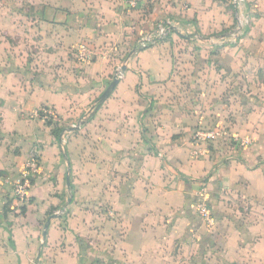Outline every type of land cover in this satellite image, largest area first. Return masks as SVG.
Masks as SVG:
<instances>
[{"label": "crops", "instance_id": "obj_1", "mask_svg": "<svg viewBox=\"0 0 264 264\" xmlns=\"http://www.w3.org/2000/svg\"><path fill=\"white\" fill-rule=\"evenodd\" d=\"M48 2L21 16L0 0V264H264V112L243 91L239 108L223 78L263 44L264 16L222 46L207 37L230 23L226 0ZM166 20L193 31L136 51ZM35 147L42 174L25 214L9 213L4 182ZM203 196L214 229L194 208Z\"/></svg>", "mask_w": 264, "mask_h": 264}, {"label": "built area", "instance_id": "obj_2", "mask_svg": "<svg viewBox=\"0 0 264 264\" xmlns=\"http://www.w3.org/2000/svg\"><path fill=\"white\" fill-rule=\"evenodd\" d=\"M247 1L248 0H234L237 12L236 24L230 31L217 38L220 45H237L243 40L246 35L247 28L251 23L250 12L254 10L252 7L250 9L247 8ZM182 28V22L180 21L166 20L160 22L153 30L141 34L138 39L136 51H142L154 47L160 42L166 40V38L173 33L174 30L181 32ZM88 51L89 47L85 44H82L78 48L77 55L81 62L89 60ZM33 116L35 118L43 119L46 122H50L54 117V113L48 108H42L41 110L36 111ZM218 136L219 131L217 130L209 132L198 131L196 134V137L199 140H202L205 144L215 141ZM41 174L42 155L40 149L35 147L30 152L25 168L21 173L20 178L15 182L13 188L14 196L19 202H21V204H29L31 200L30 192L33 186V181ZM194 208L202 222L209 229H214L217 224V218L212 207L208 204L207 198L205 196L199 198L195 203Z\"/></svg>", "mask_w": 264, "mask_h": 264}, {"label": "rangeland", "instance_id": "obj_3", "mask_svg": "<svg viewBox=\"0 0 264 264\" xmlns=\"http://www.w3.org/2000/svg\"><path fill=\"white\" fill-rule=\"evenodd\" d=\"M5 1H9V0H5ZM19 3H17V5H19V10H20V14L21 16H31L32 14L35 16H39V12L41 11V9L43 7H45V3L44 2H48V0H16ZM227 3L229 4V14H230V23L225 22L222 25V29L219 31V34L216 35H223L224 33L230 31L236 24V18H237V12H236V8H234V0H226ZM258 0H248L247 1V8L250 9L251 7L254 9L252 12H250V19H251V23L247 28L246 31V35L244 36L243 40L247 38L249 31L252 30V27H254V21L256 18H261L262 16H264V12H257V9H255L256 3ZM34 9V11H32ZM256 10V11H255ZM43 11H45V8H43ZM181 22V21H180ZM182 26L183 28L181 29V33H183V35H189L188 33H190V31L192 29V26L183 23L182 22ZM216 35L212 34L211 37H207V40L209 43H213V41H217L218 42V37H215ZM219 43V42H218ZM261 43H257L254 45H248L246 46L248 49H250V53L249 55H247L245 57V60L243 61L244 64V69H242L239 73H234V77L235 79L238 80V76H240V78L242 79V81H248L249 80V84L247 86H245V88L240 89L239 85H233V75L231 76V74H225L223 75V78H225V80H227L230 84L228 86V92L230 93V98L233 97V100H236V104L239 108H241V95L239 94V91H243V93L245 95H247V97L250 98V101L252 100L254 102L253 106L251 105L249 109L251 110H255L259 109L260 112H264V42ZM240 45V44H239ZM185 46V45H184ZM225 46V45H223ZM186 47V46H185ZM251 85V86H250ZM234 93V94H233ZM243 94V95H244ZM102 97V96H101ZM100 97V98H101ZM244 97V96H242ZM100 103L97 104L98 107H100ZM235 105V103H234ZM245 111V110H244ZM257 111V110H255ZM94 112V109L89 111V115H91ZM82 119H78V122H82L80 121ZM59 123V122H57ZM68 123H75L76 126V121H71L69 119ZM60 124V123H59ZM63 127H67V126H63ZM217 130V129H215ZM220 130V129H219ZM59 133H63V130H60ZM71 132H67V136L70 135ZM67 140V139H66ZM217 141V140H216ZM215 142V141H213ZM210 142V143H213ZM64 143H66L64 141ZM9 178H7V180H5L4 184L8 186L6 192H7V196H9L7 203L5 204V211H8L9 213L13 212L15 214V212H17L20 216H23L25 214V211L27 209V205H23L21 204V202H19L16 197L14 196L13 193V188L15 185L16 180L12 181H8ZM5 214V217H7Z\"/></svg>", "mask_w": 264, "mask_h": 264}, {"label": "water", "instance_id": "obj_4", "mask_svg": "<svg viewBox=\"0 0 264 264\" xmlns=\"http://www.w3.org/2000/svg\"><path fill=\"white\" fill-rule=\"evenodd\" d=\"M118 83H119L118 79H115V80L112 82V84L110 85L108 91L104 94V96H103V98H102V101H104L105 98L108 97V95H109V94L115 89V87L118 85ZM64 155H65V157H66V159H67V155H66V152H65V151H64ZM68 184L70 185V181H68ZM54 218H55V217H51L50 221H51L52 219H54Z\"/></svg>", "mask_w": 264, "mask_h": 264}]
</instances>
